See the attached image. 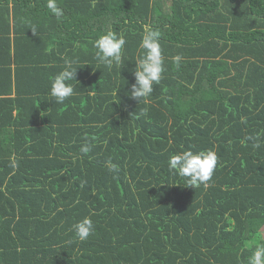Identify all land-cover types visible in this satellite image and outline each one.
Returning a JSON list of instances; mask_svg holds the SVG:
<instances>
[{"label":"trees","instance_id":"16d2710c","mask_svg":"<svg viewBox=\"0 0 264 264\" xmlns=\"http://www.w3.org/2000/svg\"><path fill=\"white\" fill-rule=\"evenodd\" d=\"M46 3L0 0V264H248L264 245V0H57L59 18ZM145 26L165 71L137 102ZM107 31L122 68L95 59ZM65 58L77 80L59 105ZM184 150L216 152L207 188L169 172Z\"/></svg>","mask_w":264,"mask_h":264},{"label":"clouds","instance_id":"9594fccd","mask_svg":"<svg viewBox=\"0 0 264 264\" xmlns=\"http://www.w3.org/2000/svg\"><path fill=\"white\" fill-rule=\"evenodd\" d=\"M47 9L59 18L63 15V9L58 6L57 0H47ZM36 29L33 27L32 32ZM161 32L151 26H145L139 48L142 55L135 60V67L132 70L134 82H127L128 87L125 95L137 102L146 101L153 93V86L159 84L162 74L165 71L164 57L160 43ZM126 39L115 31H107L100 35L93 43L96 49L95 59L108 70L113 67L122 68L124 65L123 53ZM51 51V48L48 49ZM180 56L173 58L174 64L179 65ZM75 61L65 58L62 69L53 77L49 96L56 104L62 105L66 100L75 95L74 84L71 81L76 79L78 67H73ZM81 153L88 154L91 145L85 144L80 149ZM110 172H117L118 166L111 161L107 162ZM218 164V156L215 151L184 150L173 154L168 160L169 172L185 179L186 186L198 188L203 185L208 187L213 173ZM13 168L17 167L15 161ZM76 235L79 239H87L94 231L93 221L90 217H84L74 225ZM248 264H264V245L256 247L253 254L248 258Z\"/></svg>","mask_w":264,"mask_h":264},{"label":"crops","instance_id":"0c3cea01","mask_svg":"<svg viewBox=\"0 0 264 264\" xmlns=\"http://www.w3.org/2000/svg\"><path fill=\"white\" fill-rule=\"evenodd\" d=\"M11 74L14 75V72H12ZM12 81L13 80L11 79V84H12ZM3 87H4V85L3 84H0V88H3ZM15 94H16V92H15L14 85H13L12 86V92H11L10 96H14Z\"/></svg>","mask_w":264,"mask_h":264}]
</instances>
